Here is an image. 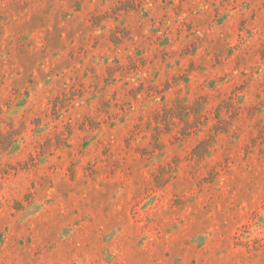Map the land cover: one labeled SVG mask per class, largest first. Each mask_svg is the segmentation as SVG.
<instances>
[{
  "label": "rangeland",
  "instance_id": "374dc122",
  "mask_svg": "<svg viewBox=\"0 0 264 264\" xmlns=\"http://www.w3.org/2000/svg\"><path fill=\"white\" fill-rule=\"evenodd\" d=\"M0 264H264V0H0Z\"/></svg>",
  "mask_w": 264,
  "mask_h": 264
}]
</instances>
